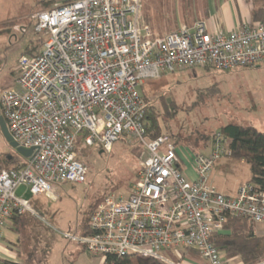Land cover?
<instances>
[{
  "label": "built area",
  "instance_id": "2783aa9c",
  "mask_svg": "<svg viewBox=\"0 0 264 264\" xmlns=\"http://www.w3.org/2000/svg\"><path fill=\"white\" fill-rule=\"evenodd\" d=\"M141 11V0H52L27 17L45 41L19 59L17 84L2 93L0 110L13 141L33 152L21 168L0 170V239L6 222L29 210L16 198L19 187L51 196L55 184L85 183L79 145L110 153L121 140L140 144L146 155L131 193L105 196L89 214L86 235L69 237L102 264L134 255L174 264L164 253L180 250L197 252L202 264H229L215 243L226 218L264 225L258 185L245 183L234 196L209 181L215 163L231 157L230 141L218 133L209 154L192 155L190 180L169 138L150 137L140 91L178 70L257 68L264 22L217 33L197 21L152 40Z\"/></svg>",
  "mask_w": 264,
  "mask_h": 264
},
{
  "label": "rangeland",
  "instance_id": "374dc122",
  "mask_svg": "<svg viewBox=\"0 0 264 264\" xmlns=\"http://www.w3.org/2000/svg\"><path fill=\"white\" fill-rule=\"evenodd\" d=\"M199 1L201 5L205 2ZM41 2L0 0V10L4 11L3 15L15 16L29 9L32 13L44 8ZM195 4V0H141L143 23L150 28L151 39L190 24ZM27 40L31 41L34 51H39L45 36L28 27ZM22 51L16 45L11 47L7 36L0 37L1 71L15 65ZM140 91L158 117L160 134L166 135L177 148L180 169L189 179H195L192 150L209 154L213 141L207 142V138L222 126L241 123L264 131V60L257 68L230 72L213 68L178 70L156 80H147ZM8 155L23 161L17 149L6 142L0 128L2 166L13 167L15 164L7 163ZM145 159L143 147L129 141L114 143L110 153L98 146L80 144L78 160L85 167V183L55 184L51 196H32L29 192L24 195L29 210L19 218L20 232L17 234L24 252H37L42 264H102L100 257L87 255L80 243L69 237L80 238L81 226L105 196L114 193L127 197L131 193ZM247 165L235 162L232 157H223L215 163L209 181L220 190L234 191V187L250 178ZM255 233L264 238V225L256 224ZM178 254H185V259L181 260ZM178 254L174 251L164 253L174 264L203 263L200 256L192 253L180 250ZM227 261L234 264V259Z\"/></svg>",
  "mask_w": 264,
  "mask_h": 264
},
{
  "label": "crops",
  "instance_id": "0c3cea01",
  "mask_svg": "<svg viewBox=\"0 0 264 264\" xmlns=\"http://www.w3.org/2000/svg\"><path fill=\"white\" fill-rule=\"evenodd\" d=\"M195 1V16L193 15L192 18H189L191 22L190 24L182 26L189 27L193 26L197 21H204L210 31H218L219 33H229L236 29L260 22L259 20H261V18H264V0H205L202 5L199 0ZM3 12L4 11L0 10V32L4 29H9L10 31L8 33L0 34V37L7 36L8 42L11 47L16 45L18 48L20 47L23 51L19 56L18 60L16 61L15 65L10 66L9 68L3 71H1L0 69L1 93L16 86L18 80L17 66L19 59L24 55H33L40 51H34L31 45V41L27 40L28 27L30 25L27 24L30 23L27 17L29 16L31 9L25 12L17 13L15 14V16L8 14L3 15ZM197 12H199V14H197ZM30 51H32V53ZM1 117H3L2 113ZM7 157L12 156L8 155ZM234 161H240V163L247 164L242 160L234 159ZM250 179L251 173L250 178L245 183H248ZM190 180H194V178ZM211 184L213 185V183ZM244 184L234 187V191H224L218 189L217 187L216 188L222 193L236 196L238 189ZM27 192H29L28 186L23 185L19 187L15 193L16 198L26 203L24 201V195ZM16 217L22 218V215H16L9 219L6 222L5 228L3 230V234L0 239V263L42 264V258H38L39 254L37 252H33V254H31L32 252L26 253L22 249L23 243L21 244L20 239L17 235L20 232V223L19 220L16 219ZM82 251L85 252L83 247ZM234 264L243 263L240 259L234 258Z\"/></svg>",
  "mask_w": 264,
  "mask_h": 264
},
{
  "label": "trees",
  "instance_id": "16d2710c",
  "mask_svg": "<svg viewBox=\"0 0 264 264\" xmlns=\"http://www.w3.org/2000/svg\"><path fill=\"white\" fill-rule=\"evenodd\" d=\"M41 4L44 7L42 9H47L51 6L52 0H42ZM259 21L264 22V18H261V20ZM7 31L9 30L5 29L0 33H6ZM204 69L209 70L210 68L205 67ZM146 105L145 126L150 137L156 138L161 135V128L159 126L158 117L154 113L153 108L149 107L147 101ZM218 133H220L225 139H228L230 141V150L232 153L231 157L237 160H243L248 164L251 173V179L248 183L256 184L260 187V189L264 190V131H260L252 125H244L241 123L227 124L222 126L217 132L211 134V136L207 138V142L214 141ZM86 134V132H83L81 135L86 136ZM192 153V155H195L201 152H197L196 149H193ZM7 160L8 162H5H7L8 164L10 163L15 165L13 167L2 166V160L0 158V170L19 169L24 165V158L23 161H20V159L16 157H7ZM96 207L93 210H95ZM16 219L19 220V217H16ZM88 224L89 217L87 221L84 222L81 226V235H86ZM255 226L256 224L248 218H226L224 231L222 232V234L218 235L215 240V243L225 260L238 258L243 264L264 263V239L258 237L255 234ZM187 253H192L198 256V253L195 251H189ZM107 264L164 263L153 258H145L134 255L121 258L109 257L107 260Z\"/></svg>",
  "mask_w": 264,
  "mask_h": 264
},
{
  "label": "water",
  "instance_id": "95a60500",
  "mask_svg": "<svg viewBox=\"0 0 264 264\" xmlns=\"http://www.w3.org/2000/svg\"><path fill=\"white\" fill-rule=\"evenodd\" d=\"M0 128L6 142L10 145L11 148L17 149V152L19 153L20 156L24 158H29L32 155L33 150L22 149L18 147L17 143L13 141V138L9 133L6 121L3 117L0 118Z\"/></svg>",
  "mask_w": 264,
  "mask_h": 264
}]
</instances>
